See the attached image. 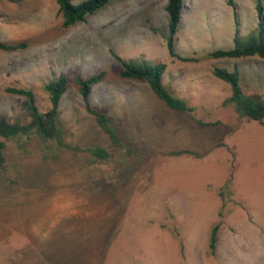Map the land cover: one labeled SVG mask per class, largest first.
I'll list each match as a JSON object with an SVG mask.
<instances>
[{"label":"rangeland","instance_id":"obj_1","mask_svg":"<svg viewBox=\"0 0 264 264\" xmlns=\"http://www.w3.org/2000/svg\"><path fill=\"white\" fill-rule=\"evenodd\" d=\"M183 1L176 50L200 60L170 54L168 0H111L71 27L63 26L55 0H0V41L26 43L0 49V113L26 119L24 98L7 87L32 88L46 111L51 101L44 83L66 74L60 121L66 142L79 148L35 138L7 141V177L16 181L0 182V264H264V126L245 120L226 132L237 111L224 104L230 84L213 74L216 66L236 67L244 92L264 96V58L204 57L234 47L238 31L255 28L257 2ZM112 51L134 62L165 63L166 88L185 98L198 118L222 124L199 127L146 80L121 77ZM100 72L105 76L93 87V104L107 108L127 142L156 152L139 167L113 147L75 83L76 75ZM95 146L111 149L124 173L84 150ZM231 148L239 168L228 194ZM180 149L200 155L170 153ZM105 174L106 181L122 182L126 197L105 190ZM132 194L148 198L141 197L146 211L126 210Z\"/></svg>","mask_w":264,"mask_h":264},{"label":"trees","instance_id":"obj_2","mask_svg":"<svg viewBox=\"0 0 264 264\" xmlns=\"http://www.w3.org/2000/svg\"><path fill=\"white\" fill-rule=\"evenodd\" d=\"M59 5V11L63 17V26L71 27L79 23L85 22L88 16L95 14L97 11L105 7L111 0H83L74 2V0H55ZM258 9V21L249 33L240 35L239 31L235 36V46L232 48H221L208 51L204 57L209 59L219 58H242L249 56H258L264 58V0H255ZM184 7L183 0H168V34L166 37L167 47L170 54L183 61L200 60L199 58H189L181 56L176 50V41L181 26L182 12ZM25 42L21 43H5L0 41V49L16 50L23 48ZM113 56L121 64L120 76L127 79L146 80L153 92L168 107L180 113L186 114L199 127L217 126L222 124L220 121L207 122L198 118L194 112V107L188 101L173 93L164 85V75L167 66L163 62L151 64L146 61L134 62L122 58L115 51ZM213 74L230 84L232 94L224 101V104L234 103L237 111L236 123L225 124L228 131L234 132L245 120H256L264 126V96L258 92L245 93L241 84V73L236 67L229 69L226 67L216 66L213 68ZM105 76V72L93 74L89 77L76 75L75 83L83 97L87 111L92 114L98 125L109 136L113 147L122 150L125 156L133 161L136 167L147 162L156 152L145 151L140 147H136L127 142L120 131V127L115 123L114 118L109 114L105 106L93 104L91 100V92L93 87L100 83ZM69 78L66 74H61L44 83V89L48 92L51 106L46 111H42L37 104L36 93L32 88L26 87H7L6 91L12 94L22 96L24 98L23 107L26 119L10 120L6 114L0 113V182L6 180L16 181L14 178L7 177L8 165L5 156V147L7 141L21 139H39L42 141H51L57 143L60 147L70 150H79L70 143L66 142L65 131L61 125V100L68 89ZM227 134V133H226ZM225 143L220 142V145ZM93 156L94 160L105 162L108 166L118 174H123V166L117 161L114 152L102 146L88 147L84 149ZM173 155H181L184 153L200 155L196 151L189 149L175 150L170 152ZM231 159V177L228 179V194L231 191V182L234 177L236 163V151L230 149ZM225 191L220 192L221 196H225ZM220 224H215L212 228L210 237V248L215 249L218 241V229Z\"/></svg>","mask_w":264,"mask_h":264},{"label":"crops","instance_id":"obj_3","mask_svg":"<svg viewBox=\"0 0 264 264\" xmlns=\"http://www.w3.org/2000/svg\"><path fill=\"white\" fill-rule=\"evenodd\" d=\"M180 150H182V149H180ZM236 157H237V155H236ZM239 160H241V156H239ZM236 163H237V166L235 167V172H234L233 179H235L236 172L238 171V168H239L238 157L236 159ZM106 179H107V176L105 174V190L106 191H110L111 190L112 192H114L115 195H117V197H120V198L126 197V195L124 194L125 188L123 189L124 186L121 184L122 183L121 181H119L117 179H115V181H106ZM118 179H120L119 176H118ZM226 183H228V180H227ZM106 184L108 185V187H106ZM221 189H222V187L219 190L220 192L222 191ZM219 195H220V193H219ZM141 197L146 198V196H144V195L136 196V195L132 194L131 197H130L131 200H130L129 205H128V208H126V210L133 209V210H135L137 212H140L141 209L144 207L145 208L144 211H146V208H147L146 206H148V205L144 204V201L146 202L148 198H146V200H144L143 203L141 204V200H142ZM220 197H221V195H220ZM224 197H225V199H224L223 202H224V204H226V202H227V201H225L226 200V196H224ZM113 244L110 243L108 245V247L113 248V247H111ZM102 264H105V262H103Z\"/></svg>","mask_w":264,"mask_h":264}]
</instances>
